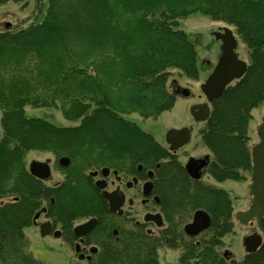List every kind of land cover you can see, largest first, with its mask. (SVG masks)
I'll list each match as a JSON object with an SVG mask.
<instances>
[{"label":"trees","instance_id":"trees-1","mask_svg":"<svg viewBox=\"0 0 264 264\" xmlns=\"http://www.w3.org/2000/svg\"><path fill=\"white\" fill-rule=\"evenodd\" d=\"M8 2L29 4L0 0V6ZM193 13L234 26L247 48V72L212 102L200 131L213 153L208 174L218 182L241 181L252 167L253 111L264 104V0H48L41 22L0 30L1 264H42L29 251L25 229L43 206L72 219L101 207L90 168L155 167L164 158L168 161L156 168L163 190L174 192L189 215L204 208L212 216L203 263L223 244L234 226L229 192L192 182L156 137L131 118L133 113L143 120L157 118L172 109L176 95L168 81L173 69L199 78L196 46L180 26ZM28 106L59 109L75 123L29 116ZM31 151L70 157L64 180L48 186L33 176L27 161ZM258 223L264 226V219ZM258 254H264V245ZM136 255L137 249L136 264H158L144 250ZM260 260L248 257L233 264Z\"/></svg>","mask_w":264,"mask_h":264},{"label":"flooded vegetation","instance_id":"flooded-vegetation-1","mask_svg":"<svg viewBox=\"0 0 264 264\" xmlns=\"http://www.w3.org/2000/svg\"><path fill=\"white\" fill-rule=\"evenodd\" d=\"M223 28L220 31L213 32L214 38L221 42L218 60L222 53V41L216 38L215 33H222ZM237 48L236 52L238 54ZM172 85V92L176 96H182L176 92L180 85H174V83ZM198 97L201 100L191 105L190 112L194 105L207 102L204 95H199ZM184 98L194 99L195 95L192 92L189 97ZM210 107H212V103H210ZM208 118L205 120H196L191 112V118L187 117L185 120L180 121L179 125L173 126L172 128L175 129L187 128L190 131L188 142L177 149L171 148L172 143L170 144L166 141V134L164 143L156 138L166 149L167 153L174 158L177 164L184 168L185 173L192 182H204L203 175L209 165L200 169L201 177L196 179L186 169L190 158L198 160L204 159L208 155L209 161L207 160L206 163L210 164L211 156L210 154H192L185 148L192 142L194 134H198L203 129ZM180 140V136L174 139L176 144ZM61 157H55L54 165L51 164V160H45L50 166L51 175L48 179L37 177L45 185L53 186L64 180V170L72 164V160H65L67 163L64 164V162L60 161ZM183 157L185 159H182ZM166 161H168V158L162 159L154 165L155 167H145L143 164H138L134 169L129 164L128 166L130 168L127 170H124L123 167L109 164L92 167L87 173L90 175L93 185L99 190L102 203L101 207L97 208L94 214L84 215L74 219H72V216L63 218L58 213L47 212V207L43 206L36 213L33 224L29 227L38 232L40 242L47 243V249L51 254L69 258L70 260V256L67 254V248L73 251V259H76V261L68 260L64 264H136L138 259L133 256V252L136 249V256L144 250L145 254L149 253L150 258L155 259L160 264V252L165 248L178 252L180 264H204L201 252L204 238L208 234L211 226H213L212 216L206 210L211 216V224L202 231L193 234L186 230V225L193 221L194 213L198 209L204 208L195 209L189 215L188 210L177 203L178 199L177 196H173L175 194L174 192L163 190L164 183L159 180L156 168L160 167L161 162ZM30 163L31 161L28 162V169ZM54 167L62 175V179L49 184L50 180L53 181ZM194 169L195 166L193 167ZM165 181H172V178L166 177ZM43 202L44 204L47 203L45 200ZM50 202L53 203L54 200L50 199ZM53 211L58 212L59 209L57 208ZM234 219H236V214L233 212V225ZM258 219L255 218L248 224H243L245 225L243 227L249 229V232L243 238V244L245 238L250 235L258 234L261 237V242L256 249L247 251L244 245L246 251L244 258L242 260H236L230 250H228V247L225 250H221V247H224L226 243L224 241L226 234L222 238L223 244L215 248V254L207 257V264H233L235 261L241 262L248 257H250L251 262L261 258L259 264H264V254H258L264 245V226H259V223L258 226H254V222H258ZM26 231L25 229V234ZM232 232H234V226L230 233ZM26 238L29 242V251L32 256L42 264H51L47 259L35 256L27 235ZM249 246L252 248L253 242Z\"/></svg>","mask_w":264,"mask_h":264},{"label":"rangeland","instance_id":"rangeland-1","mask_svg":"<svg viewBox=\"0 0 264 264\" xmlns=\"http://www.w3.org/2000/svg\"><path fill=\"white\" fill-rule=\"evenodd\" d=\"M47 5L48 0H29V4L26 8L21 7V4H17L15 2H8L4 5H1L0 30L5 28L17 29L22 26L41 22L46 14ZM180 26L182 27V29L188 32L191 40L196 46L198 52L200 76L197 80L189 79L183 76L177 69H173L172 75L168 81V88L170 91H172V83H174V85L177 84L180 86H187L192 90L195 98L186 99L182 96H176V101L172 109L160 113L157 118L143 120L136 113H133L131 115V118L137 121L143 129L153 133L155 137L162 143L165 142V134L167 130L172 128L173 126L179 125L180 121L185 120L187 117L191 118V105L194 102L201 100L198 97L199 95H203L200 89V85L205 81V79L217 63L219 57L218 53L221 50V42L214 38V31H220L225 26L232 28L239 40V45L237 48L238 54L240 58L249 62L247 48L245 44L240 40L234 26L223 21L212 20L201 13H193L187 18L182 19L180 21ZM26 111L29 116L42 117L59 125L66 126L73 125L75 123L66 119L59 109H55L52 107L28 106L26 107ZM263 115L264 104L253 111L254 119L250 123L251 148L259 141L257 127L260 124ZM1 135L2 127L0 123V138ZM200 136V132H198V134L195 133L192 142L187 145L185 149L190 151V153L192 154H210V158L212 159V151L202 143ZM54 159H56L55 155L51 152L40 151H31L27 157L28 162L32 160H51L52 165H54ZM182 159L185 158L183 157ZM245 176L246 178L241 181L227 180L224 182H218L206 171L203 175V180L207 184H212L229 192L233 201V212L236 214L237 212L247 209L250 205L249 183L251 171H246ZM61 179L62 175L54 167L53 181L50 180L49 184L55 183L56 181H59ZM243 226L245 225H243L237 219H234V232L229 233L224 237V241L226 243L224 247H221V250H225L228 247V250H230L236 260H242L246 253L243 244V238L245 235H247L249 229ZM254 226H258L257 221L254 222ZM26 230V235L31 242L32 252L35 254V256L43 257L47 259L51 264H64L65 262H68L69 258H63L62 256L51 254V252L47 249V243L40 242V239H38V232L35 229L27 227ZM69 249L67 248V254L68 256H70V260L75 262L76 259H73L72 255L73 251ZM159 259L160 264H180L178 260V252L175 250H168L167 248L161 250Z\"/></svg>","mask_w":264,"mask_h":264},{"label":"water","instance_id":"water-1","mask_svg":"<svg viewBox=\"0 0 264 264\" xmlns=\"http://www.w3.org/2000/svg\"><path fill=\"white\" fill-rule=\"evenodd\" d=\"M216 38L222 41V53L212 72L201 83L200 89L206 97L207 102L203 104H196L192 107L191 112L196 120H205L210 116V103L220 97L234 80L240 79L248 70V62L241 59L236 48L239 40L234 30L225 26L223 32H216ZM178 94L189 97L192 90L186 86H180L176 91ZM257 134L259 141L252 147V167L251 177L249 183L250 205L246 210L236 213V219L242 224H248L255 218L264 219V115L260 124L257 127ZM181 140L176 144L175 138L179 137ZM190 138V131L187 128L175 129L172 128L166 133V141L172 143L171 148L177 149L188 142ZM65 160H70V157H61L60 161L66 164ZM209 156L204 159L190 158L186 165L189 174L199 179L201 177L200 169L209 164ZM195 163V165H194ZM209 163V162H208ZM195 169L193 170V167ZM29 171L32 175L41 179H48L51 175L50 166L45 161L33 160L29 165ZM97 184H99L97 182ZM211 224V216L204 209H198L194 213L193 221L186 225V230L190 233H198L207 228ZM253 242L252 248L250 244ZM261 242V237L258 234L250 235L245 238L244 245L247 251H252L257 248Z\"/></svg>","mask_w":264,"mask_h":264}]
</instances>
